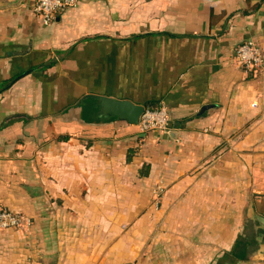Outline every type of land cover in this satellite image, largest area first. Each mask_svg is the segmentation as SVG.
Returning a JSON list of instances; mask_svg holds the SVG:
<instances>
[{
  "label": "crops",
  "instance_id": "1",
  "mask_svg": "<svg viewBox=\"0 0 264 264\" xmlns=\"http://www.w3.org/2000/svg\"><path fill=\"white\" fill-rule=\"evenodd\" d=\"M36 1L0 0V210L25 218L0 264H264V66L236 57L264 51V0H79L49 24Z\"/></svg>",
  "mask_w": 264,
  "mask_h": 264
},
{
  "label": "built area",
  "instance_id": "2",
  "mask_svg": "<svg viewBox=\"0 0 264 264\" xmlns=\"http://www.w3.org/2000/svg\"><path fill=\"white\" fill-rule=\"evenodd\" d=\"M79 0H37L34 4V11L39 15L45 24L56 19L59 11L69 7H75ZM236 57L240 63L249 69H258L264 66V51L254 41L247 40L238 45ZM139 134L147 135L153 131L168 132L170 130V118L165 106L155 108L146 107L140 117L138 124ZM25 218L18 213L8 209L0 210V229L19 227ZM29 224V222L27 221Z\"/></svg>",
  "mask_w": 264,
  "mask_h": 264
},
{
  "label": "water",
  "instance_id": "3",
  "mask_svg": "<svg viewBox=\"0 0 264 264\" xmlns=\"http://www.w3.org/2000/svg\"><path fill=\"white\" fill-rule=\"evenodd\" d=\"M90 97L99 101L101 116L125 120L135 125L139 124L140 117L146 108L144 104L130 99H122L105 94H92ZM252 217L258 221L259 226L264 230V215L255 212L252 213Z\"/></svg>",
  "mask_w": 264,
  "mask_h": 264
},
{
  "label": "trees",
  "instance_id": "4",
  "mask_svg": "<svg viewBox=\"0 0 264 264\" xmlns=\"http://www.w3.org/2000/svg\"><path fill=\"white\" fill-rule=\"evenodd\" d=\"M15 79H16V77H13V78L7 79L6 81H3V84H2L3 87L9 86L10 84H12ZM153 108H155V107H153ZM145 168H148V166H145Z\"/></svg>",
  "mask_w": 264,
  "mask_h": 264
},
{
  "label": "rangeland",
  "instance_id": "5",
  "mask_svg": "<svg viewBox=\"0 0 264 264\" xmlns=\"http://www.w3.org/2000/svg\"><path fill=\"white\" fill-rule=\"evenodd\" d=\"M16 213V212H15ZM19 214V213H18ZM20 227V226H19ZM11 229V228H10ZM12 229H14V228H12Z\"/></svg>",
  "mask_w": 264,
  "mask_h": 264
}]
</instances>
